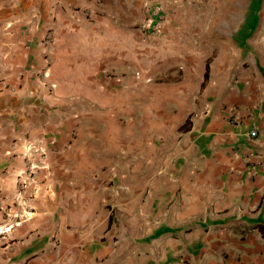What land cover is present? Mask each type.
<instances>
[{
  "label": "crops",
  "instance_id": "obj_1",
  "mask_svg": "<svg viewBox=\"0 0 264 264\" xmlns=\"http://www.w3.org/2000/svg\"><path fill=\"white\" fill-rule=\"evenodd\" d=\"M156 5L170 19L144 41ZM176 27L210 44L204 65H184L173 97L146 84L139 99L114 69ZM257 224L264 0H0V264H264Z\"/></svg>",
  "mask_w": 264,
  "mask_h": 264
},
{
  "label": "rangeland",
  "instance_id": "obj_2",
  "mask_svg": "<svg viewBox=\"0 0 264 264\" xmlns=\"http://www.w3.org/2000/svg\"><path fill=\"white\" fill-rule=\"evenodd\" d=\"M165 13L167 14V21L165 22L166 26L170 19V15L166 10ZM185 15L189 19L193 18L192 12H186ZM145 21L146 20H144L139 25L143 32L142 34L144 41L146 39L157 41L155 38L159 37L163 33L165 26L161 31L156 32L148 29L147 27H144L143 25ZM190 31L192 32L193 29L183 27L174 28L171 33L172 40L169 46L168 44L159 46V52L152 50L150 52L151 45H141L139 41L137 52L131 56L123 55L121 58L122 69H114V71L125 76V82L132 83L139 87V99H145V97L147 96V91L144 88L146 84H163L165 85V87L160 88L162 90L160 92V95L162 96L164 94L166 99L168 97H173V94L177 92V85L184 77V65L190 66L193 71L197 70L199 62L200 65H204V56L206 53H208V51H210V44L204 45L203 43L193 44L191 42H188L189 37L191 36ZM151 57L154 58L153 62L150 59ZM151 62L152 66L150 65ZM153 66L156 68H162L164 66L167 67V70L155 76H151L150 73ZM116 72L114 73L117 75ZM107 73H111L110 75H105L107 81H115L114 79H111V77L115 76V74L112 71H109V69H107ZM148 77H152V80L147 81L146 79ZM144 106L146 105L144 104ZM158 111H161V109H159ZM173 112L174 114H177L178 108H173Z\"/></svg>",
  "mask_w": 264,
  "mask_h": 264
},
{
  "label": "built area",
  "instance_id": "obj_3",
  "mask_svg": "<svg viewBox=\"0 0 264 264\" xmlns=\"http://www.w3.org/2000/svg\"><path fill=\"white\" fill-rule=\"evenodd\" d=\"M84 15L86 17H91L92 11L85 9ZM166 21H167V14L165 13V9L160 5H156L152 8H150V16L147 18V20L145 21L143 26L147 27L150 30L159 32L165 26ZM42 42H43L42 44H43V48H44L43 50L45 53L46 65L48 67V66H50V64L52 63V60H53V58H52L53 44H54L53 34L48 33ZM107 75H110V74L107 73ZM146 80L151 81L152 78L148 77ZM250 135H251V137H256L258 135V131L256 129H254L250 132ZM40 162L42 165L43 164L42 161H40ZM257 164L261 166L262 163L259 161ZM39 165H40V163H31V169L30 170L34 171V169L38 168ZM254 167H256V166H254ZM28 184H29L28 180L21 182V187L18 189V193H17V197H16L18 205H22L25 209L23 213H27L29 211V208L31 207L32 196L28 195L26 193Z\"/></svg>",
  "mask_w": 264,
  "mask_h": 264
},
{
  "label": "trees",
  "instance_id": "obj_4",
  "mask_svg": "<svg viewBox=\"0 0 264 264\" xmlns=\"http://www.w3.org/2000/svg\"><path fill=\"white\" fill-rule=\"evenodd\" d=\"M210 77V66H209V60L206 61V67H205V73H204V81H203V87L206 84V82L209 80ZM188 122V120H187ZM186 122V123H187ZM256 228H258V230L261 232V234L264 237V225L263 224H257Z\"/></svg>",
  "mask_w": 264,
  "mask_h": 264
}]
</instances>
